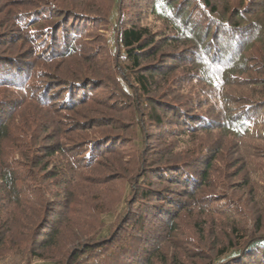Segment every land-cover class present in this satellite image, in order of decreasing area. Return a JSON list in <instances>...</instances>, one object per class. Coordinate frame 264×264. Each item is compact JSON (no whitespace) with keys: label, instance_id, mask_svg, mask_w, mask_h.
I'll list each match as a JSON object with an SVG mask.
<instances>
[{"label":"rangeland","instance_id":"rangeland-1","mask_svg":"<svg viewBox=\"0 0 264 264\" xmlns=\"http://www.w3.org/2000/svg\"><path fill=\"white\" fill-rule=\"evenodd\" d=\"M12 1L26 3L24 8H20L26 12L40 6V2L36 0H0V35L2 32L11 33V20L15 12L20 13L18 8L11 5ZM55 1L59 4L77 2ZM239 3L240 0H229L230 6ZM87 4L103 16L109 6L106 0H89ZM151 4V0L129 3L132 15L129 22L133 23L139 17L138 14L146 11ZM194 4L191 2L190 8L194 7ZM114 15L113 13L111 17L113 20ZM44 22L38 21L37 25L43 27ZM148 25L154 35L160 34L164 29L161 24L151 21ZM95 27L86 30L81 42L83 52L77 53V57L56 60L53 64L42 62L37 66L32 63L31 58L26 60L24 68H28V72L33 71L29 87L45 88L49 85L52 106L43 108L34 100L25 97L24 93L0 88V114L4 112L6 117V105L11 106V111L15 110L13 118L6 125L5 137L0 140V174L4 167L14 174L13 190H0V264H68L76 251L82 249V244L100 242L106 229H109L113 236L109 237L111 242H107L104 247H112V244L118 246L123 244L125 239L128 241L129 238L135 237V244L144 241L138 249L142 248L149 253L157 248L159 257L165 261L164 264H211L218 250L225 248L233 238L235 241L241 233L247 237L242 243L252 238L257 227H261L264 233V128L259 126L253 129L255 135L262 133L261 140L250 139L244 142L224 136L219 131L199 135L194 139L197 144L189 141V144L192 143L189 149L192 150L188 149L187 154L186 150H183L186 147H177V153L183 151L182 155L174 152V143L166 139L165 142H160L163 138H157L154 132L149 136L144 135L145 139L141 135L138 137L136 127L130 129L127 126L129 114L133 115L132 110H126L127 112L119 115L103 108V105L114 97L112 92H116L109 87L111 83L108 81V74L112 76L116 71V63L112 59L117 53L116 49L112 52L111 48L112 26L102 25L91 35ZM0 40H5L7 45L10 38L7 36ZM20 42L25 43L23 40ZM105 43L108 45L103 46ZM14 44H8L13 45L10 51H0L2 59L20 57L21 50H14ZM6 45L1 44L0 47L4 49ZM24 50L22 49L23 52ZM252 52V55H248L251 59L261 54L259 47ZM89 61L98 63L93 72L92 69L88 70ZM82 73H94V79L102 81L95 80L91 86L86 87L85 81H82L83 93L87 92L88 95L97 97V100L101 98L104 102L100 105L92 100L76 110H65L59 106L63 102L64 93L57 90L62 87V82L55 76L70 79L66 77H75ZM181 75L183 71L172 74L170 80L179 84ZM250 77L247 75V78ZM198 88L202 86L198 85L196 89ZM236 89L230 87L225 90L224 97H228L227 102H234ZM26 91L28 92L27 89ZM56 91L58 94L54 96ZM174 95H178V92ZM242 95L247 96L244 93ZM199 97L204 99L203 95ZM58 98L61 100L56 101ZM235 102L239 104L238 101ZM225 109L224 105L223 110ZM100 115L104 116L102 120L99 119ZM111 117L118 118V121L123 120L121 127L116 125ZM89 121L94 124L96 121L99 124L108 122L110 127L113 125L123 128V131L116 129L110 134L108 128L85 125ZM151 130L152 128H149L148 132ZM108 135L120 136L108 138ZM142 139L147 144L141 146L144 141ZM202 142L213 145L212 152L216 157L211 168V181L215 186L205 190V195L212 194V198H209L210 201L206 200V204L203 203L204 214L197 212L199 204L195 201L187 204L188 207H183L180 212H172L171 209L168 210L171 206L165 205L169 212L159 213L151 209L153 207L149 199L143 204L146 212H142L141 206L137 209L138 212H134L136 216L128 214L125 217L135 202V193L140 190V187L135 186L138 177L144 172V154L150 155L154 151L164 150L163 155L170 153L194 160L196 156L192 152L200 151ZM89 143L93 147L97 143L100 145L95 150L91 149L94 151L93 156L101 159L85 165L80 158L90 149ZM59 146L64 148L68 157L61 152H55ZM70 150L82 156L70 155ZM197 163L193 161V166ZM244 183H247L248 187L243 188ZM155 197L161 199L159 194L154 195ZM166 197L171 198V203L177 200L172 195L165 196L164 199ZM235 202L240 205L238 211L233 208L235 205L232 204ZM154 214L158 216L153 217ZM139 215L143 220L139 230H129L125 221L134 220ZM46 221L47 226L42 229ZM171 225L176 229L174 234H169L166 230ZM232 226H236V231L241 232H237V237L231 231ZM53 228L58 230L56 238L46 246V241L41 243L40 235L49 234ZM114 232L118 237L113 241ZM132 250L131 247L124 249L115 263H118L120 258L122 264H131L133 259L139 261L135 262L136 264H159L155 258L151 260L149 255H142L140 251L134 253ZM30 253L38 257L37 263L29 259ZM99 256L100 253L87 258L97 259ZM104 261L101 260L100 263ZM247 261H250L249 264H256L254 259Z\"/></svg>","mask_w":264,"mask_h":264},{"label":"trees","instance_id":"trees-1","mask_svg":"<svg viewBox=\"0 0 264 264\" xmlns=\"http://www.w3.org/2000/svg\"><path fill=\"white\" fill-rule=\"evenodd\" d=\"M36 1L40 2V6L28 12L20 9L26 5L23 1L11 2L20 13L15 12L11 20L9 26L11 33L2 32L0 39L8 36L10 41L7 45L15 43L14 50L19 48L21 53L18 58L7 59H2L0 54V88L24 93L25 97L34 100L43 108L52 106L49 85L45 88L29 87L33 71L28 72L26 70L28 68H24L26 60L31 58L32 63L37 66L42 62L53 64L56 60L77 57V53L83 50L81 42L86 30L96 26L91 31V35H94L100 26L108 24L112 26V52L116 49L117 53L112 59L116 63V71L112 76L108 74V81L111 83L109 87L116 92H112L114 97L107 101L103 108L119 115L126 110H132L133 115L129 114L127 126L130 129L136 127L138 137L141 135L144 138L154 132L157 138H163L160 142H165L166 139L174 143V152L178 155L183 154V151H180V154L176 151L179 145L186 147L183 150H186L187 154L192 144H189V141L197 144L194 139L212 131H219L224 136L242 142L262 139V133L255 135L253 129L259 126L264 128V0H240L236 6H230L229 0H151V6H146L148 9L139 13V17H136L133 23L129 22L132 16L129 3L144 0H106L109 6L104 16L93 11L90 4H87L89 0H77L75 4L70 2L59 4L55 0ZM191 2L195 3L192 8L189 6ZM113 13L114 20L111 18ZM38 21H45L43 27L37 25ZM150 21L164 26L163 34L161 32L154 35L148 25ZM1 44L6 45L5 40H0ZM25 44L29 47L27 48ZM7 45L4 49L0 47V51L13 49V45ZM106 45L108 44L105 43L103 46ZM258 47L261 54L249 58L248 55H252L254 53L252 51ZM89 62L88 70L92 69L93 72L98 63ZM180 71H183L184 76L181 75L179 78V84L170 80L172 74ZM247 75L251 77L247 78ZM94 76V73L66 77L70 79L55 76L62 82V87L57 90L64 93L63 102L59 106L65 110L71 108L76 110L92 100L101 105L104 102L101 98L97 100V97L88 95L87 92L83 93L81 87L82 81H85V87L91 86L95 80L101 81L94 79ZM198 85L202 88L196 89ZM230 87L238 88L237 94L233 97L234 102H227L228 97H224L227 88ZM175 92H178V95H174ZM199 93L204 99H200ZM243 93L247 96L242 95ZM58 100L61 99H56ZM6 106L8 107L6 117L4 112L0 114V140L5 137L6 125L15 113V110H10V105ZM102 117L104 116L100 115L99 119ZM111 118L120 127L124 122L118 121L115 117ZM97 121V125L91 121L85 125L108 128L110 134L116 129L119 132L123 131V128H116L113 125L112 129L108 122L99 124ZM149 128H152L150 132ZM166 128L168 130H165ZM110 136L120 135H108V138H111ZM143 144L147 142L144 140L141 146ZM201 144L200 151L192 152L196 156L194 160L170 153L163 155L164 150L154 151L150 155L144 154L142 156L144 172L138 177L135 186L140 187V190L135 193V202L125 217L128 214L136 216L134 212H138L137 209L141 206L144 209L142 212H146L143 204L149 199L152 202L151 209L159 213L167 211L165 205L171 206L168 210L171 209L172 212L174 210L180 212L193 201L199 204L198 213L205 212L203 210L205 201L212 198V194L205 195V190L215 186L211 181V168L216 157L212 152L213 145L203 142ZM88 146L90 149L84 156L71 150L70 155L82 156L80 160L85 165L100 161L101 158L94 157V151L91 149L95 150L100 145L97 143L93 147L89 143ZM55 152H61L68 157L63 147L59 146ZM193 161L198 163L193 166ZM13 175L10 169L2 168L0 190H13ZM246 186L247 183H244L243 188ZM156 194H159L161 199L154 198ZM151 195L153 197L150 198ZM171 195L177 199L175 203H171V198L164 199L165 196ZM232 205H235L233 208L238 211L240 205L236 202ZM157 214L153 217H157ZM57 222L60 223L59 220ZM142 222L139 215L134 220L127 219L125 224L129 230L138 231ZM46 224L47 221L42 229L47 226ZM174 228L171 225L166 230L169 234H174L176 232ZM108 230L103 233L100 242L82 244V249L76 251L68 264H122V259L119 258L118 263H115V260L127 247H131L134 253L140 251L142 255H149L151 260L155 258L157 263L164 264L165 261L159 257L157 248L149 253L142 248L138 249L144 241L135 244L137 241L135 237L129 238L128 241L125 239L124 243L118 246L112 244V247H104L107 242H111L109 237L113 236ZM236 230V226H232L231 231L237 237L241 232ZM57 231L53 228L49 234L40 235L41 243L46 241L45 245L49 246L56 238ZM114 234L113 241L118 237L117 233ZM244 239L247 237L243 233L235 241L233 238L225 248L218 250L211 264H249L248 259H254L256 264H264V233L261 227L255 229V234L246 243L241 242ZM98 253L99 258L88 260L87 257ZM29 259L38 262V257L33 253L29 254ZM101 260L105 261L100 263ZM135 262L139 261L133 259L131 264H136Z\"/></svg>","mask_w":264,"mask_h":264}]
</instances>
